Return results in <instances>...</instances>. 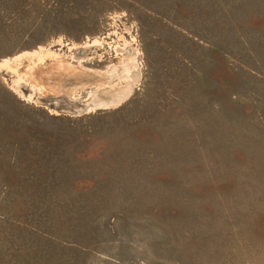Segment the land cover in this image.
<instances>
[{
	"label": "rangeland",
	"instance_id": "rangeland-1",
	"mask_svg": "<svg viewBox=\"0 0 264 264\" xmlns=\"http://www.w3.org/2000/svg\"><path fill=\"white\" fill-rule=\"evenodd\" d=\"M0 264H264V0H0Z\"/></svg>",
	"mask_w": 264,
	"mask_h": 264
}]
</instances>
